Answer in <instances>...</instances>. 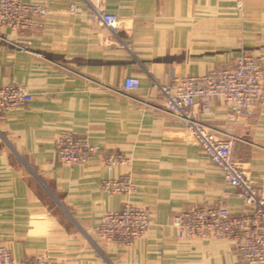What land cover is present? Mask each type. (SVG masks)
Masks as SVG:
<instances>
[{"label":"crops","instance_id":"crops-1","mask_svg":"<svg viewBox=\"0 0 264 264\" xmlns=\"http://www.w3.org/2000/svg\"><path fill=\"white\" fill-rule=\"evenodd\" d=\"M47 6L42 27L0 30V86H28L33 100L0 116V245L16 264L35 257L65 264H247L225 239L179 238L176 213L220 203L245 204L153 85L232 65L241 49L264 70V0H105L119 16L114 32L94 21L86 0H25ZM239 17L242 30L199 36L197 23ZM133 76L141 86L125 91ZM223 98L198 100L204 124L237 137L234 155L264 196V97L230 125ZM61 131L86 133L101 152L86 163H61ZM105 154H119L113 164ZM129 175L130 192L104 179ZM125 202L149 209L152 223L129 246L97 239L102 215Z\"/></svg>","mask_w":264,"mask_h":264},{"label":"built area","instance_id":"built-area-1","mask_svg":"<svg viewBox=\"0 0 264 264\" xmlns=\"http://www.w3.org/2000/svg\"><path fill=\"white\" fill-rule=\"evenodd\" d=\"M86 1L95 22L114 32L119 29V16L105 9V0ZM49 13L50 9L39 3L0 0V30L9 27L17 33H24L40 28ZM220 30L241 31L240 18H226L219 24L216 21L195 24L190 53L196 54L200 50L201 34H214ZM233 62L232 65L213 67L204 74L153 85L164 97L166 109L181 119L187 136L222 170L225 180L236 189V195L246 206L243 211H232L220 203L194 205L173 215L171 224L179 238L225 239L245 263L264 264V196L258 192L255 181L234 155L237 137L230 128L220 132L195 115L198 100L205 101L212 96L223 98L227 103L230 125L237 123L241 116L253 114L264 97V70L258 57L247 49H241ZM140 86L139 78L129 76L125 78L123 88L133 91ZM33 98L25 84L11 82L0 86V116L24 107ZM55 150L61 163L79 165L100 153L101 146L92 143L86 133L61 131L55 139ZM104 157L110 164L122 160L119 154H105ZM102 186L112 193L134 189L129 175L104 179ZM151 223L149 209L125 202L120 209L104 213L94 232L99 240L126 247L143 235ZM0 264H16L10 249L4 245H0ZM21 264L65 263L38 256Z\"/></svg>","mask_w":264,"mask_h":264},{"label":"rangeland","instance_id":"rangeland-1","mask_svg":"<svg viewBox=\"0 0 264 264\" xmlns=\"http://www.w3.org/2000/svg\"><path fill=\"white\" fill-rule=\"evenodd\" d=\"M43 5V4H42ZM102 241V240H101Z\"/></svg>","mask_w":264,"mask_h":264}]
</instances>
